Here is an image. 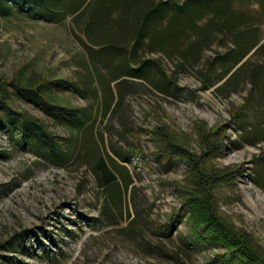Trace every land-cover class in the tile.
Returning a JSON list of instances; mask_svg holds the SVG:
<instances>
[{
  "label": "rangeland",
  "instance_id": "obj_1",
  "mask_svg": "<svg viewBox=\"0 0 264 264\" xmlns=\"http://www.w3.org/2000/svg\"><path fill=\"white\" fill-rule=\"evenodd\" d=\"M235 2L255 30L238 26L236 50L225 59L245 43L264 42V0ZM69 6L0 0V98L6 90L7 104L40 120L64 151L51 152L39 137L25 135L0 106L7 121L0 124V264H226V248L201 238L191 221L192 173L164 141L200 154L216 130L226 134L221 153L204 167L231 171L214 192L220 214L264 249V47L249 52L218 88L227 64L218 53L235 40L212 20V8L199 16L198 6L192 13L181 9L177 23L151 27L152 40L142 43L132 39L130 25L113 26V46L88 47ZM232 20L241 21L238 14ZM147 56L155 64L138 66ZM159 64L176 78L162 89L154 83L162 77ZM59 78L76 91L51 83ZM17 80L48 81L50 98L78 108L80 116L67 121L47 114L16 89ZM100 156L124 165L116 172L123 188L115 183L112 196L94 169Z\"/></svg>",
  "mask_w": 264,
  "mask_h": 264
},
{
  "label": "trees",
  "instance_id": "obj_2",
  "mask_svg": "<svg viewBox=\"0 0 264 264\" xmlns=\"http://www.w3.org/2000/svg\"><path fill=\"white\" fill-rule=\"evenodd\" d=\"M62 2L70 5L68 7L69 14L74 15L72 18L74 21L77 20L80 30L87 38V42L84 44L88 47H91V43H98L100 41H105L109 43V45L114 44L113 35L111 34V31L113 33L115 32L111 28L113 26L123 27L130 25L135 28L132 39L136 38V40L141 42L145 37L152 40V37H150L151 34L149 33L151 27H161L166 22L177 23L178 15H180V11H182L181 9H185L188 13H192L194 6H198L200 12L197 13L196 16H199L201 14H206L207 11L212 8V20L217 23H223L224 26H219V28L230 33L235 40V46L225 52L218 53L220 61L223 63L225 60L227 63L226 66H224L225 73L219 79H224V81L218 88H224L223 86L230 82L237 71L247 63L248 59L242 60L249 52L255 49L253 53H256L264 47V42L252 41L245 43L244 48L232 58H224L227 53L236 50L237 38L236 35L233 34V31H235L238 26L243 31L249 28L254 29L252 26H249L248 18L243 15L244 10L242 7L240 9L237 8L235 0H62ZM116 10L118 11L117 14H115ZM114 11L115 13L113 14ZM129 12L131 16H134L132 17L133 20H128L130 15ZM233 14L239 15L241 19L239 23H237L236 20H232ZM234 21L236 23H234ZM115 44L121 43L115 41ZM135 45L138 47L139 44ZM135 51L136 49L134 48V52ZM125 56L127 57L128 55ZM196 57L190 60L184 57L182 62H190ZM236 59L237 61H235ZM233 60L235 61L234 64L232 66L229 65ZM138 61L137 65L140 67L155 64V60H152L149 56L141 57ZM236 65H238V67H236ZM159 66L160 69L158 70L162 73V77H160L159 80H155L154 83L158 84L159 88L162 89L166 82V86H170L172 82L176 81V78L169 76L167 70L162 68L160 64ZM170 78H172V80H169ZM252 81L255 82L254 77H252ZM47 82H44V84ZM51 83L63 90H72L71 86H74L68 79L64 78L55 79V81ZM12 84L15 85L16 89L26 99L39 105L49 115L67 121L68 119H66V116H69L71 120L80 116L81 111L78 108L54 102L50 98L49 93L45 90L47 85L43 87L44 84H26L18 80ZM72 91L75 92L76 89ZM7 96L6 90H4L0 98V106L6 109L10 118L19 122L23 127L24 134L27 135L25 132V130H27L28 134L39 137L50 148L51 152L58 149L62 153L63 150L57 147V138L54 137V134H52L40 120L33 119L32 116L19 112L7 104ZM243 119L244 118H240L238 121H242ZM0 124L6 125L7 121H3L0 117ZM212 135V137H209L210 135L208 134L205 137V149L200 154L193 152L190 148L186 147V145L171 138L164 140L167 153L186 161L188 170L192 173V181L194 185H196V191L187 197V204L191 211L190 219L195 227H197V232L198 228L201 230V234L198 233L201 238H208L207 240L219 243L226 248L227 251L224 253V257H226L227 263L229 261L230 264H264V249L256 243L253 235L237 229L230 220L224 218L220 214L221 212L214 192L223 183L229 181L231 171H217L214 168L206 169L204 167V162L207 159L213 158L221 153L222 143H224V137L226 136V134L219 135L217 130L214 131ZM110 160L116 170L104 156H100L94 169L99 177L101 186L112 196L113 192H117L112 190V187H116L117 184H120V186H118V191L120 188H123V184H121L120 179L118 180L116 172L121 173V167L124 165L119 163L113 156H110ZM127 185L128 183L126 182V186ZM196 212L198 213V218L195 217ZM109 214H111L112 217L114 216V212ZM201 225L202 228H200ZM234 258L236 260H234Z\"/></svg>",
  "mask_w": 264,
  "mask_h": 264
}]
</instances>
